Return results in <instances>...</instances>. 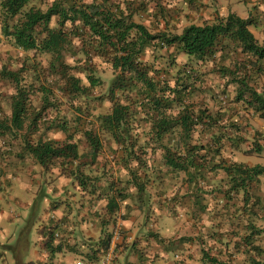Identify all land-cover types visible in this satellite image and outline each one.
I'll return each instance as SVG.
<instances>
[{"label":"trees","instance_id":"obj_1","mask_svg":"<svg viewBox=\"0 0 264 264\" xmlns=\"http://www.w3.org/2000/svg\"><path fill=\"white\" fill-rule=\"evenodd\" d=\"M42 1L0 0L2 31L26 52L17 67L5 63L0 72L1 78L14 89L10 97L11 115L0 114V140L25 128L37 130L43 121L47 128H53L59 120V115L53 116L60 111L56 106L64 100H70L76 115L87 112L90 116L88 101L108 99L112 102L111 110L99 114L97 126L83 132L88 151L82 153L79 144L70 140L73 137L70 134L63 142L42 137L36 141L25 139V152L46 170L58 164L62 174L88 190L91 184L87 161L96 163L107 135L121 150L120 163L128 170V182L133 183L139 200H150L149 193H145L146 186L152 183V176L154 184L157 179L137 154L138 151L146 154L151 149L161 151L169 170L184 172L189 184L196 185L197 190L201 181L206 182L213 173L223 170L227 176L228 199L242 193L245 208L253 216L258 215L259 209L264 210V197H254L250 192L255 183L261 182L264 166L228 163L223 159L221 150L225 138L233 144L238 141L232 135L217 132L225 113L212 112L207 105L197 107L190 101L200 77L189 67L193 68L194 62L205 64L218 52L226 54L234 49L247 56V76L243 73L234 79L238 86L236 101H244L264 118V92L249 82L248 66L259 72L264 69V45L250 29L252 19L229 13L203 24H190L178 34L154 33L135 18L141 10L148 9L146 0L138 4V0H53L46 8L38 5ZM148 1L155 2V8L164 12L162 0ZM164 47H173L177 53L186 55L189 62L180 64L171 57L157 67L154 61L146 60L148 49L155 51ZM43 56L47 62L42 60ZM96 59L109 63L113 70L107 90L99 96L94 95L95 88L101 84ZM239 70L237 67L231 73L237 75ZM36 94L41 97L39 107L34 104ZM49 113L51 116H47ZM58 125L69 132L66 120ZM196 131L205 134L204 138L200 137L201 141L195 139ZM141 135L144 136L140 140ZM262 150L264 146L257 144L256 151ZM108 186L107 209L115 212L128 199V194L125 189H117L114 183ZM246 226L254 229L253 221ZM51 232L45 234L46 245L54 249ZM111 236L110 233L104 241V249L110 247ZM245 237L247 245L257 256H262L263 249L254 245L253 236ZM156 240L161 242L158 237ZM174 242L165 246L166 253L172 252ZM137 253L139 264H148L146 255ZM206 258L208 264H232L209 254ZM87 261L92 264L93 258ZM252 264L264 262L253 258Z\"/></svg>","mask_w":264,"mask_h":264},{"label":"rangeland","instance_id":"obj_2","mask_svg":"<svg viewBox=\"0 0 264 264\" xmlns=\"http://www.w3.org/2000/svg\"><path fill=\"white\" fill-rule=\"evenodd\" d=\"M141 1L143 0H138L137 4ZM52 2L53 0H43L38 5L46 8ZM146 2H148V9L141 10L135 18L146 24L154 33H181L186 26L207 19L214 13V8H218L217 0H162L165 10L161 13L155 8V2L148 0ZM213 20L210 19V21ZM156 50L148 49L146 60L154 61L157 67H160L161 63L165 64V60L171 57L180 64L189 62L186 55L177 53L173 47ZM24 55L26 52L16 47L13 41L3 33L0 16V72L5 63H12L13 67H17ZM246 57L240 51L237 53L233 49L226 54L218 52L214 58L202 65H196L193 61L194 67L189 69L198 73L200 81L194 87L190 101L197 107L207 105L212 112L225 113V120L221 122L217 132L219 135H232L238 141L233 144L225 138V144L221 150L223 159L228 163L244 162L250 166L258 164L264 166V150L256 151L257 144L264 146V118L254 108L248 107L244 101H236L238 86L234 79L243 73L247 76ZM41 58L47 62V57ZM96 62L101 84L95 88L94 95L99 96L107 90L113 78V70L110 64L102 59H96ZM237 67L240 68L239 73L232 74L231 71L236 70ZM248 68L250 84L264 92V69L259 72L257 68H251V66ZM227 71L231 74L227 75ZM83 77L84 82L88 84L84 75ZM13 93V86L3 80L0 74L1 115H11L10 97ZM33 99L35 106L39 107L40 94L34 95ZM87 105L90 116H87V112L85 114L78 112L79 115H76L77 111L70 100H64L56 106L60 111L55 112L53 116L59 115V120L53 128H47L48 125L42 120L37 130L25 128L17 134L7 135L0 140V161L9 165L13 164L20 158L21 153L27 160V166L23 170L29 167L31 171V173H24L23 170L19 171L18 168L11 166L7 169V175H4L5 179L8 177L13 183L15 181L13 176L23 173L17 178L42 181V183L36 182L37 186L34 187L32 184V189L26 198L19 195L22 201L31 202L28 209L19 205L20 200L7 190L6 180H0V193L5 196L4 204L10 210V214L16 217L14 221L16 220L17 226H21L22 229L27 228L24 237L29 240L30 246L25 249V257L33 254L32 250L37 245V230L40 226H48L50 219L59 223L68 217L70 223L88 227L86 232L81 231V235L84 232L87 237L81 240V244L85 241L88 244L95 245L96 242L104 246V241L111 233L110 246L114 243L123 249L119 251L122 257L115 259H118L117 262L123 259V264H127L126 260L129 261L128 264L139 263L133 262V260L139 261L137 252L146 255L148 264H157V262L160 264H208L206 254L230 261L232 264H252L253 258L264 262V253L262 256H257L256 251H253L245 240V236L250 238L253 236L254 245L260 246L264 252V210L259 209L256 212L258 215L253 216L249 208H245L247 205L244 203L242 193L234 195L233 199H228L225 193L228 189L227 176L223 170L213 173L212 178L206 182L201 181L197 190L196 185L189 184L184 172L176 173L169 170L164 164L161 151L152 152L149 149L146 154L138 151L137 154L143 158L144 164L153 170V175H157L155 184L152 176V183L146 186L145 193H149L150 198L146 203L145 200H139L133 183L128 182L129 172L123 162L120 163L121 150L115 142L106 138L107 135L104 138L105 146L96 163L87 161V173L90 174L88 181L91 184L88 190H84L68 175L62 174V168L58 164L46 170L25 152V139L36 141L42 137L63 142L69 139L70 134L73 135L70 140L79 144L82 153L88 151L87 139L83 132L85 129L97 126V116L109 112L112 102L108 99L103 101L93 99L88 101ZM62 120L68 122L70 128L68 133L59 128L58 124ZM194 135L195 139L205 137V134L199 131H196ZM143 136H140V140ZM8 150L11 151L10 154ZM260 179L261 182L255 183L250 190L254 197H264V176ZM110 183H114L117 189H125L124 191L128 194V199L122 201L120 208L115 212H109L107 209L109 194L107 192L110 190L108 186ZM35 191H37V198L31 195ZM141 204H143L142 207ZM59 215L60 217H57ZM251 220L254 229L246 226ZM88 230L89 234H87ZM50 232L46 234L49 235ZM157 237L161 239V242L156 240ZM172 240H175L171 245L172 252L166 253L165 246ZM16 242L15 240L13 243L16 244ZM9 250L10 244H7V241L0 245L2 256L8 254L5 251ZM51 263L49 258L46 260L43 258L37 264ZM23 264L32 263L25 261Z\"/></svg>","mask_w":264,"mask_h":264},{"label":"crops","instance_id":"obj_3","mask_svg":"<svg viewBox=\"0 0 264 264\" xmlns=\"http://www.w3.org/2000/svg\"><path fill=\"white\" fill-rule=\"evenodd\" d=\"M217 2L218 8H214V13L208 16L207 19L197 22L196 24H203L206 21H210V19H215V17L219 15L227 16L229 13H236L242 18L252 19L253 23L250 25V29L258 41L263 44L264 0H217ZM11 166L18 168V170L21 171L26 168L27 160L20 157L15 163L10 165L0 161V180H6L7 190L11 191L12 196L16 197L17 200H20L19 205L29 209L31 202L22 201L23 199H19V195H23L24 198H26L27 194H29L32 189V184L34 187L37 186L36 182L42 183V181L36 180L35 182L33 180L28 181L26 179H20L17 178V176L23 173H18L13 176L15 181L11 183L8 177L7 179L4 177V175H7L8 173L7 169ZM23 172L31 173V171H29V167L27 170H23ZM34 194L31 195L33 197L36 196L35 198H37V191H35ZM4 200L5 196L0 193V245L7 241V244H10V250L5 251L8 252V254L3 256L0 252V264H23L25 261L37 264L43 258L45 260L49 258V261L52 262L51 264H78L79 262L87 264V260L91 258H93L92 264H123V259L119 262H117L118 259H115L122 257V255L119 254V251L123 249L114 245V243L111 244L109 249H104L101 243L96 242L94 243L95 245L90 243L88 244L85 241L81 244V240H85L87 238L84 232H86L85 230L88 227L85 225L80 226L72 224L70 223V219L68 217L59 223L50 219L48 226H40L37 230L38 242L36 247L32 250L33 254L29 257H25V249L30 246L29 240L24 237L27 232V228L22 229L21 226H17L16 220L14 221L16 217L10 214V210L4 204ZM57 217H60V215ZM78 227H80V231H78ZM43 229H45V231H43ZM49 231H52L51 233L53 234V246L56 247L54 249H49L46 245L45 234ZM81 231H84L82 232V235ZM89 233L90 231L88 230L87 234ZM90 235L92 236V234ZM15 240L17 241L16 244L13 243ZM92 248H94V251L97 250V252H93ZM133 262L140 263V261L134 260ZM126 263L128 264L129 261L126 260ZM157 264H160V262H157Z\"/></svg>","mask_w":264,"mask_h":264},{"label":"built area","instance_id":"obj_4","mask_svg":"<svg viewBox=\"0 0 264 264\" xmlns=\"http://www.w3.org/2000/svg\"><path fill=\"white\" fill-rule=\"evenodd\" d=\"M78 264H84V263H82V262H79Z\"/></svg>","mask_w":264,"mask_h":264}]
</instances>
